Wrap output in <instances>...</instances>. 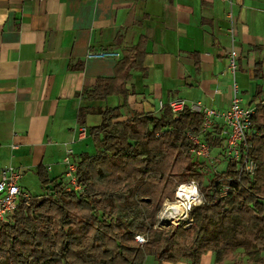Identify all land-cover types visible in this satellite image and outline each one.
<instances>
[{"label": "crops", "instance_id": "obj_1", "mask_svg": "<svg viewBox=\"0 0 264 264\" xmlns=\"http://www.w3.org/2000/svg\"><path fill=\"white\" fill-rule=\"evenodd\" d=\"M229 10L238 96L255 108L264 103V0H0V171L15 167L23 189L29 175L41 184L39 165L49 179L63 178L65 149L75 160L92 155L87 124L95 127L102 120L86 111L80 124L81 107L122 105L121 120L134 114L158 117L160 102L179 98L227 108L233 96L226 73ZM140 41L143 68L131 71L126 100L116 94L103 100L81 95L99 78L113 77L124 50ZM101 49L116 50L120 58L85 57ZM80 126L87 129L83 139ZM143 264L193 263H157L149 255ZM197 264L231 262L207 251Z\"/></svg>", "mask_w": 264, "mask_h": 264}, {"label": "trees", "instance_id": "obj_2", "mask_svg": "<svg viewBox=\"0 0 264 264\" xmlns=\"http://www.w3.org/2000/svg\"><path fill=\"white\" fill-rule=\"evenodd\" d=\"M144 45L140 41L127 47L115 75L99 78L81 95L103 100L116 94L126 100L131 71L143 68ZM121 107L79 109L80 124L86 111L102 118L90 128L94 154L77 160L83 191L65 190L63 178L49 179L39 165L44 193L21 203L8 222H0V264H143L149 255L157 263L185 259L197 264L207 251L217 260L226 250L240 249L246 260L264 253V103L257 104L252 118L256 172L244 176L243 187L231 181L235 190L226 196L220 195L217 181L234 177L235 165L228 163L221 174L205 179L204 163L188 153V135L197 133L200 114L186 111L173 118L164 108L158 117L134 114L121 120ZM191 180L203 198L190 212L192 224L154 229L163 201L173 200L176 186ZM141 234L143 243L135 240ZM256 264H264V255Z\"/></svg>", "mask_w": 264, "mask_h": 264}, {"label": "built area", "instance_id": "obj_3", "mask_svg": "<svg viewBox=\"0 0 264 264\" xmlns=\"http://www.w3.org/2000/svg\"><path fill=\"white\" fill-rule=\"evenodd\" d=\"M229 21L228 33L231 37V48L226 55V73L230 78V85L233 96L230 105L227 108L204 107L199 102L188 103L184 99H173L167 103L160 102V108H167L172 117L176 118L181 113L189 111L201 115L200 127L195 134H189L190 147L188 153L191 157L200 159H210V151L212 147L220 148L218 157L223 158L227 165L232 163L235 165V176L219 178L217 181L218 190L221 196H226L228 192H234L235 188L230 183L235 181L239 186H244V176L252 177L257 168L256 160L253 157V142L251 141L252 118L255 112L254 107L243 104L238 96V86L236 82L237 72V51L233 46L234 43V16L232 10L227 12ZM87 59H118L120 52L113 49L89 50L85 56ZM86 127L78 128V138L83 139L86 136ZM209 139L217 140L218 145L213 146ZM73 151L70 148L65 149L63 163L65 170L63 172V182L65 190L81 192L83 186L78 182L76 177L77 160L73 158ZM211 161V160H210ZM214 172L221 174L214 167ZM20 174L13 166H6L0 171V222H8L19 208L21 203L28 204L32 195L24 190L19 184ZM190 186L195 189L198 203L192 200L180 215L176 222L162 224V217L158 216L157 223L159 225L182 224L184 227H189L193 219L190 217L191 210L203 203V198L199 193L197 183L194 180L179 183L174 190L173 200H165L161 208L165 204H170L181 200V191L184 186ZM161 210V209H160ZM135 240L143 243L144 237L136 235Z\"/></svg>", "mask_w": 264, "mask_h": 264}, {"label": "rangeland", "instance_id": "obj_4", "mask_svg": "<svg viewBox=\"0 0 264 264\" xmlns=\"http://www.w3.org/2000/svg\"><path fill=\"white\" fill-rule=\"evenodd\" d=\"M89 121H92V120H89ZM90 125H92V124H89V123L87 124V127H88L87 129L92 127ZM89 136H91V135H89ZM90 140H93L92 137H91V139H89V141L87 143H90L91 142ZM81 143L83 144V142H81ZM88 152L90 154H93L95 152V145L93 146V144L90 143V149H88ZM219 152H220V148L212 147L211 151H210V159L209 160L206 159V158H200L199 159V161L200 162L202 161L204 163V165H205V167H204L205 179H210V178L213 177V174H214L213 169H214V167L217 169L218 172H222V171H224L226 169L227 162L223 158L218 157L217 154ZM193 159L196 160V158H193ZM29 176L30 177H28V178L26 177L23 180V183L25 184L26 191H28L32 196L42 195L45 190L41 186L40 182L36 179V177L33 178V177H31V175H29ZM160 209H162V208H160ZM160 209L156 212V215H155L154 229H156V230H166L168 228H175L176 226H178L177 224L159 225L157 223V219H158L159 213L161 211ZM181 223H182L181 225L184 226L183 223H185V222H181ZM261 255H264V253L263 252L262 253L261 252L252 253L251 256H248L249 259L246 260L247 256H245L244 252H242V250H240V249L231 250V251H227L226 250L225 252L223 251V252H221L219 254L220 258L225 259V260H230L232 264H237V263H240V264H256V259L259 256H261Z\"/></svg>", "mask_w": 264, "mask_h": 264}, {"label": "bare ground", "instance_id": "obj_5", "mask_svg": "<svg viewBox=\"0 0 264 264\" xmlns=\"http://www.w3.org/2000/svg\"><path fill=\"white\" fill-rule=\"evenodd\" d=\"M180 196L181 200L165 204L161 209L159 217H162V224L170 223L171 221L176 222L178 217L184 214L192 200H195L196 204L198 203L196 191L190 186H184Z\"/></svg>", "mask_w": 264, "mask_h": 264}]
</instances>
